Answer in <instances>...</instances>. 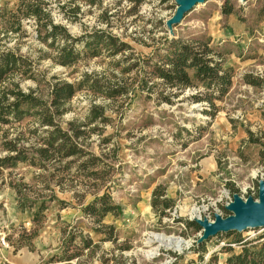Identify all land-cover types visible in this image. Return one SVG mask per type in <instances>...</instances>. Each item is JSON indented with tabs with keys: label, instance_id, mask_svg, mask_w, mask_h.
<instances>
[{
	"label": "rangeland",
	"instance_id": "374dc122",
	"mask_svg": "<svg viewBox=\"0 0 264 264\" xmlns=\"http://www.w3.org/2000/svg\"><path fill=\"white\" fill-rule=\"evenodd\" d=\"M17 1L0 0V9L14 11ZM48 1L54 22L73 37L82 35L83 27L87 32L109 30L130 46L115 60L130 56L117 65L104 54L81 53L74 66L62 67L50 58L55 50L35 39L33 21L28 19L23 23L28 36L22 41L17 42V34L0 39V49L18 45V53L35 68L38 83L21 79V89H33L47 99L54 76L74 83L88 73L104 84L128 85V94L108 99L81 90L67 104L69 110L60 120L64 129L69 121L88 123L92 106L102 108L104 121L99 118L81 127L85 136L89 132L86 150L99 158L96 167L78 169L81 161L90 160L85 154L66 173L60 171L63 163L45 170L24 162L0 169V264H225L240 252L235 239L264 243V238L256 240L264 235V226H258L212 236L201 251L197 241L202 230L187 226L198 219L212 222L231 215L226 207L234 198L258 201L259 185L264 183V0H205L180 20L175 17L181 0H145L139 9L142 18L131 15L126 21L132 23L111 28L98 22L100 11L89 9L82 0ZM76 6L80 10L70 14ZM65 13L77 20L68 22ZM165 37L208 43L222 56L224 68L231 70L232 84L214 101L213 118L204 114L210 111L207 103L188 99L203 91L201 85L186 89L169 105L148 98L140 83L146 79L144 70L137 67L121 74L161 49ZM42 52L45 58H40ZM245 76L257 85L248 84ZM35 126L31 119L1 126L0 142L5 130L14 138ZM93 128L98 130L90 132ZM4 155L0 152V157ZM92 171L99 174L97 180L85 175ZM155 191L157 209L152 207ZM100 197L117 210L98 221L85 208ZM163 200L170 202L169 208L161 204ZM194 210L198 218H193ZM155 234L188 245H165L153 240ZM75 254L78 257L65 261Z\"/></svg>",
	"mask_w": 264,
	"mask_h": 264
},
{
	"label": "trees",
	"instance_id": "16d2710c",
	"mask_svg": "<svg viewBox=\"0 0 264 264\" xmlns=\"http://www.w3.org/2000/svg\"><path fill=\"white\" fill-rule=\"evenodd\" d=\"M82 1L89 9L100 11L98 22L104 24L106 28L132 23L133 20L126 21L131 15H135L137 19L142 18L139 9L145 2V0H113L112 3H106L105 0ZM48 2V0H18L14 11L4 12L0 9V39H9L17 34V42L22 41L28 36L23 23L30 19L33 21L35 39L55 50L56 55L50 58L57 65L70 68L78 63L81 53L90 57L104 54L117 65L128 60L130 55L115 60L118 55L130 49L129 44L120 36L112 34L109 30L95 28L87 32V27H83V34L73 37L64 25L54 22ZM58 6L63 7V5ZM79 10L76 6L71 9L70 14ZM223 12L230 14L231 10L225 9ZM70 16L67 13L63 15L68 22L77 20ZM158 23L163 25L161 19H158ZM78 45L82 46L81 51H78ZM18 48V45H15L13 48L0 49V127L20 123L25 119H31L36 126L26 132H17L14 138H9L8 130L2 133L0 152H5V155L0 157V169L12 168L18 162L38 166L44 170L55 166L56 163H63L60 171L66 173L68 166L75 161H81L85 154L90 160L81 161L78 169L96 167L99 158L86 150L90 145L89 132L85 136V129L81 127L88 126L99 118L104 121L102 108L92 106L86 124L76 125V120L69 121L64 129L60 120L68 112L67 104L78 91L89 90L113 99L127 96L128 85L120 84L118 81L104 84L99 78L88 73H84L74 83L54 76L55 81L50 84L48 98L43 99L33 89L24 92L20 87L21 79H32L37 83L38 79L32 61L19 54ZM46 56V53L42 52L40 58ZM223 62L222 56L215 53L208 43L200 41L185 43L165 37L161 49H154L141 63L137 61L128 65L121 70V74L136 70L137 67L141 71L144 70L146 79L141 80L140 83L146 88L148 98L154 97L158 103L169 105L173 104L174 99L182 95L186 89L198 88L201 85L203 91L190 95L188 99L193 103H207L210 111H205L204 114L213 118L216 115L214 101L225 96L232 84L231 70L224 68ZM11 76H20V79L10 80ZM244 78L248 84L257 85L248 79L249 76ZM96 130L98 129L93 128L89 131ZM20 138L22 142L19 141ZM85 175L94 180L99 178L96 171ZM161 204L165 208L170 207L169 201L163 200ZM158 205L155 191L152 207L157 209ZM116 208L110 206L104 197H100L87 205L85 210L90 211L97 216L98 221H101L103 216ZM187 226L201 230L195 222L187 223ZM262 238L264 235L256 240ZM254 241L243 242L241 238L235 239V243L241 246L240 252L228 257L225 264H264V243L252 245ZM204 242L198 243L201 251ZM227 250L232 251L231 248ZM74 257H78L77 254L65 257V261H70Z\"/></svg>",
	"mask_w": 264,
	"mask_h": 264
},
{
	"label": "water",
	"instance_id": "95a60500",
	"mask_svg": "<svg viewBox=\"0 0 264 264\" xmlns=\"http://www.w3.org/2000/svg\"><path fill=\"white\" fill-rule=\"evenodd\" d=\"M205 0H181L178 1L177 17L180 20L185 12L190 11L194 6L203 3ZM173 21H171L172 23ZM231 215L221 218L217 216L214 221L196 220V224L201 228L202 234L197 243H201L219 233L243 231L247 228L264 226V183L259 185L258 201L248 199L242 201L234 198L228 207Z\"/></svg>",
	"mask_w": 264,
	"mask_h": 264
},
{
	"label": "bare ground",
	"instance_id": "6f19581e",
	"mask_svg": "<svg viewBox=\"0 0 264 264\" xmlns=\"http://www.w3.org/2000/svg\"><path fill=\"white\" fill-rule=\"evenodd\" d=\"M192 216L193 218H198V211L194 210L192 212ZM153 240L159 242V243H163L165 245H174L177 248H180L181 246H183V248H185L188 245V242L182 241V240H178V239H174V238H167L161 235H153L152 236ZM179 251V250H178Z\"/></svg>",
	"mask_w": 264,
	"mask_h": 264
}]
</instances>
